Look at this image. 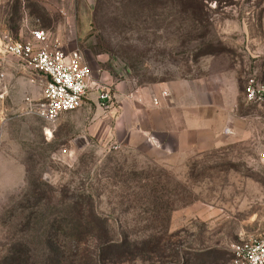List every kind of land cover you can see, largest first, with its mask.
Returning <instances> with one entry per match:
<instances>
[{"label":"rangeland","instance_id":"374dc122","mask_svg":"<svg viewBox=\"0 0 264 264\" xmlns=\"http://www.w3.org/2000/svg\"><path fill=\"white\" fill-rule=\"evenodd\" d=\"M35 28L80 51L92 81L82 106L55 124L37 118L10 130L0 153L12 180L0 196V264H48L49 239L77 264L100 234L103 243L128 234L140 247L154 234L159 246L148 260L102 264H230L232 245L264 228V110L246 98L251 79L264 84V0H0V36L28 39ZM11 75L0 84H41ZM180 80L213 91L219 106L236 86V103L207 110L211 129L182 152L154 151L139 134L123 141L135 112L128 105L124 117L122 101L143 107L155 84ZM83 206L93 228L81 225Z\"/></svg>","mask_w":264,"mask_h":264},{"label":"crops","instance_id":"0c3cea01","mask_svg":"<svg viewBox=\"0 0 264 264\" xmlns=\"http://www.w3.org/2000/svg\"><path fill=\"white\" fill-rule=\"evenodd\" d=\"M8 68L10 69V66L7 70ZM14 71L27 73L30 76L22 65L17 64V66H12L8 73L6 71L4 80H13L11 74ZM15 83L18 84H0V153L4 151V145H7L8 141L12 142L11 129H24L25 126L30 125L32 120L40 123V120H37L38 116L24 112L26 104L23 103V96H31L34 99L41 96L40 85L29 84L25 80H16ZM198 83L204 84L201 81ZM191 84L189 80L155 84L154 100H159L157 105L146 99L141 101L144 106L139 107L136 98L131 101L124 99L121 103L122 115L127 117L128 105H131V109L135 112V122L134 125L126 126L127 132L122 140L130 142L134 134H139L150 148L166 155L177 151L182 152L186 147L198 143L199 141H191V138L206 134L211 129L213 120L206 114L207 110L231 112L238 92L235 86L231 94L223 93L220 96L221 99L223 98V105L219 106L216 105L215 98H212L213 91L207 92L205 89L202 92L197 91L192 88ZM222 84H238V82ZM162 91H165L168 96L162 97ZM39 129H42L43 135L46 136V125L39 126ZM227 130V132L231 131Z\"/></svg>","mask_w":264,"mask_h":264},{"label":"built area","instance_id":"2783aa9c","mask_svg":"<svg viewBox=\"0 0 264 264\" xmlns=\"http://www.w3.org/2000/svg\"><path fill=\"white\" fill-rule=\"evenodd\" d=\"M10 60H16L29 72L31 83H41V96L25 99L24 112L27 114L53 125L63 114L82 106L92 81L91 68L80 51H64L51 44L46 29L31 30L28 39L16 38L9 33L0 36V83L6 77ZM167 96L162 91V97ZM246 98L264 110V84H256L251 79ZM111 100L109 89H99L98 102L102 107H108ZM154 104H159V100L155 99ZM231 254L230 264H264V228L233 244Z\"/></svg>","mask_w":264,"mask_h":264},{"label":"trees","instance_id":"16d2710c","mask_svg":"<svg viewBox=\"0 0 264 264\" xmlns=\"http://www.w3.org/2000/svg\"><path fill=\"white\" fill-rule=\"evenodd\" d=\"M155 206L160 207L161 211L167 213V211H171L170 209H165L162 208L160 203L155 204ZM88 210L86 207L81 208V221L83 226H86L87 228H93L92 225V220L94 218L90 217L88 214ZM170 218V217H169ZM97 220V219H95ZM168 216H167V221H168ZM83 230H81L80 234L82 233ZM108 233V232H107ZM104 234L106 235V231H104ZM109 234V233H108ZM98 238V243H97V249L95 254L89 253L88 250L82 253L79 259H77L75 262L77 264H102L107 260L110 263H116L118 260L121 261H132L136 259H143V260H148L151 259L154 256L155 249H157L156 246L154 247V234H150L147 237V243L145 247H140L138 244L137 240H134L131 238L128 234H125L124 236L121 237L118 241L112 240L109 238L106 242H102V235L100 234ZM48 248H49V253L47 257V263L48 264H70L67 260L68 258H65L64 252L60 250L57 246L53 245V242L51 239L48 240ZM67 259V260H66ZM27 259V263H28ZM13 264H19L18 259L13 261ZM29 264V263H28ZM74 264V263H73Z\"/></svg>","mask_w":264,"mask_h":264},{"label":"clouds","instance_id":"9594fccd","mask_svg":"<svg viewBox=\"0 0 264 264\" xmlns=\"http://www.w3.org/2000/svg\"><path fill=\"white\" fill-rule=\"evenodd\" d=\"M6 167H7L6 162L4 161L2 157H0V196L3 195V192L7 185H12V180H11V177L6 172ZM22 184H23V181L21 180L13 186L18 187Z\"/></svg>","mask_w":264,"mask_h":264}]
</instances>
